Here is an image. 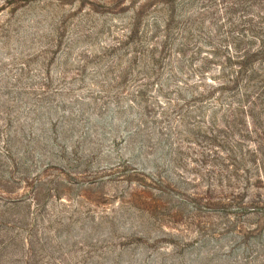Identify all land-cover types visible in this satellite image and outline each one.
<instances>
[{"label": "rangeland", "instance_id": "374dc122", "mask_svg": "<svg viewBox=\"0 0 264 264\" xmlns=\"http://www.w3.org/2000/svg\"><path fill=\"white\" fill-rule=\"evenodd\" d=\"M262 44L264 0H0V264H264Z\"/></svg>", "mask_w": 264, "mask_h": 264}, {"label": "trees", "instance_id": "16d2710c", "mask_svg": "<svg viewBox=\"0 0 264 264\" xmlns=\"http://www.w3.org/2000/svg\"><path fill=\"white\" fill-rule=\"evenodd\" d=\"M159 3H163L165 5H168L169 7L172 8V10H175L176 7V0H156ZM223 2L225 0H222ZM229 5V4H228ZM223 9V7H222ZM232 8L229 7H225L224 10V14L226 16V20L227 23L232 25L234 28L235 25V16L236 13H232L231 10ZM173 22V21H172ZM247 22L245 20H241V23L239 24V28H244L246 26ZM254 32H256V36L254 37V39L259 40L261 43L263 41V39L259 38L258 36H261L262 33V29L261 28H254L253 29ZM258 35V36H257ZM227 38H230L229 36ZM227 40V39H226ZM262 46L264 47V44H262ZM232 49L235 51V63H233V70H231V73L234 71L233 74L230 75H224L222 78L226 79L227 82H223L222 84L218 85L217 87L214 86L212 88H214V91L211 92V95L214 94L215 92H220V99L222 101H225L227 98V95H229L230 93L234 94L232 97H237L239 92L242 91V89H246V84H242L240 81L245 79V81L247 82L249 75L251 72H253L254 70L251 69L250 67V62H251V66H252V61H250L249 58V52L243 55V50L240 49L239 47H237L235 44L234 46L232 45ZM264 49H260L257 53H255V57L260 56L261 54H263ZM228 62H232V59H229ZM249 68L251 70H249ZM245 77V78H244ZM227 94V95H226ZM236 173H238V170L235 171ZM261 183V182H259Z\"/></svg>", "mask_w": 264, "mask_h": 264}]
</instances>
